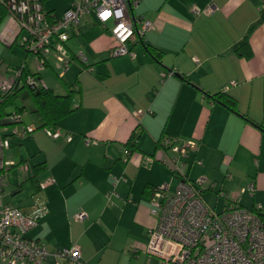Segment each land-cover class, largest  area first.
Returning a JSON list of instances; mask_svg holds the SVG:
<instances>
[{"label":"crops","instance_id":"0c3cea01","mask_svg":"<svg viewBox=\"0 0 264 264\" xmlns=\"http://www.w3.org/2000/svg\"><path fill=\"white\" fill-rule=\"evenodd\" d=\"M3 1L0 79L21 64L35 73L34 57L18 43ZM129 1H137L133 16L151 25L128 45L134 58H113L112 36L93 17L84 16L71 29L66 45L70 53L83 52L92 69L73 62L60 73V81L51 73L42 74L60 70L52 62L38 74L54 94H63L65 85L75 91L74 109L58 122L61 137L52 139L39 118L37 124L25 117L26 106L16 100L20 93L13 99L24 107V124L35 130L12 139L5 150L8 161L27 164L30 173L19 178L16 167L5 172L3 184L9 185V200L16 204L3 203L27 212L37 183L47 177L55 180L41 193L47 213L27 232L48 248L42 264H54L53 253L72 244L87 264H134L142 254L147 256V230L155 223L151 190L165 184L172 193L179 181L170 164L160 161L167 138L196 142L183 173L193 181L204 177L201 194L213 189L225 193L226 207L241 191L243 207L264 206V21L259 17L264 0ZM41 2L47 13L59 17L72 0ZM208 5L214 7L208 14L192 10ZM243 40L249 44V57L235 51ZM169 71L173 73L162 76ZM225 86L234 111L211 98ZM137 110L142 112L139 117L134 115ZM148 156L153 157L151 163L145 162ZM197 167L205 169L204 176L193 174ZM26 184L31 186L29 198L23 197ZM78 213L85 215L82 220L74 218Z\"/></svg>","mask_w":264,"mask_h":264},{"label":"built area","instance_id":"2783aa9c","mask_svg":"<svg viewBox=\"0 0 264 264\" xmlns=\"http://www.w3.org/2000/svg\"><path fill=\"white\" fill-rule=\"evenodd\" d=\"M7 16L16 28L20 46L35 60V73H29L24 64L8 70L0 79V104L15 89L21 86L31 89L45 88L39 77L53 62L62 69L78 61L83 70L90 71L91 65L83 52L75 54L67 49V40L71 29L78 26L84 16H91L112 36L115 44L110 47V54L135 57V52L128 47L136 35L140 36L151 27L147 21H141L132 14L137 1L129 0H72L68 8L59 17L47 13L41 0H4ZM193 12L211 13L213 5L198 8ZM141 22L139 29L136 25ZM51 61V62H50ZM52 63V64H53ZM59 72V76H61ZM172 71L162 76L172 74ZM234 84V82H232ZM228 86L223 88L227 90ZM141 111L134 112L136 117ZM12 122L11 126L3 125ZM35 130L34 125L24 124L22 113L12 111L0 119V263L1 264H42L50 254L41 241L27 237L47 213L46 200L41 196L46 185L55 180L47 177L37 183L38 189L30 210L25 212L17 207L4 204L3 180L5 172L16 167L28 176L30 168L25 163H14L5 158V150L12 139H22ZM45 135L52 139L61 137L59 127L42 128ZM70 139V134L65 133ZM89 144L90 140L85 139ZM176 142L167 138L162 143L160 161L169 163L174 176L179 178L176 188L170 193L167 185L156 187L150 195V212L155 216V223L147 230V243L144 252L148 257H156L160 264H264V206L246 208L239 204L240 193H234L226 207L214 212L202 201L201 188L204 177L194 181L185 178L183 169L185 159L196 150V142L185 140ZM128 153V150H124ZM148 156L145 162L151 163ZM201 164V161H197ZM253 193L252 184L248 186ZM243 190V189H242ZM220 195L226 196L223 193ZM84 214L78 213L75 219L82 220ZM79 247L72 244L57 249L52 256L54 264H87L81 258Z\"/></svg>","mask_w":264,"mask_h":264},{"label":"trees","instance_id":"16d2710c","mask_svg":"<svg viewBox=\"0 0 264 264\" xmlns=\"http://www.w3.org/2000/svg\"><path fill=\"white\" fill-rule=\"evenodd\" d=\"M259 17L260 20L264 21V11L260 13ZM235 51L245 57H249L251 53L249 44L246 40L237 44L235 46ZM57 77L60 81H62V76L57 75ZM23 91L27 92L29 100L32 103V109L30 112L35 113V115L39 118L41 128L58 127V122L68 115L72 109H74L72 97L74 96L75 91L70 85H65L63 94H54V91L48 87L31 89V87L21 86L10 93L0 104V119H3L6 115L10 114L12 109L15 112L21 113L24 107L15 105L13 99ZM211 98L221 102L230 110H235V103H233L234 99L227 96L224 91L214 94ZM132 139L136 142L137 134L133 135ZM128 143L126 144L128 145ZM36 188L38 189V185H36Z\"/></svg>","mask_w":264,"mask_h":264},{"label":"rangeland","instance_id":"374dc122","mask_svg":"<svg viewBox=\"0 0 264 264\" xmlns=\"http://www.w3.org/2000/svg\"><path fill=\"white\" fill-rule=\"evenodd\" d=\"M17 40H18V43H20V39H17ZM73 62H74L75 65H77L80 68V64H79L78 61H73ZM53 68L56 69V68H59V67L56 66V64L53 63ZM67 70H68V68L66 69V71ZM61 71H62V69L55 70V72L53 73V71L46 70L42 74H44V73H51L53 75V77L57 78V73H59ZM66 71H65V73H66ZM16 100H17V103L18 104H20V105L24 104L26 106V108H27V111H26L27 114H26L25 117H28L30 121L38 124V117L34 113L30 112L31 109H32V103L29 100V97L27 95V92L26 91L21 92L19 94L18 99H16ZM179 144H181V143H179ZM189 160L190 159H188V165L191 166V161L189 163ZM193 170H195L193 172L194 175L196 174L195 176H201V175L204 176L205 175V172H204L205 169H203V167H200V168L197 167L196 169H193ZM16 171H17L16 173L18 174L17 177L21 178L22 177L21 176L22 173H20L19 169H16ZM209 179H211V177H209ZM209 179H207V180H209ZM4 184H5V181H4ZM5 185H4L5 191H4V196L2 197V200H4V202L10 203V204L12 203V204L15 205L16 203L10 201L9 200V197H8L9 196V189H10L9 185H6V186ZM29 185L30 184H26V187H27L26 188V194L23 195V197H25V198H29V195L32 194V193H29V192H31L30 191L31 189L29 188L31 186H29ZM37 192L38 191L36 189V191H35V193L33 195L35 196V194ZM223 194L225 195V193H223ZM33 195H30V197H33ZM223 197L224 196L223 195H220L217 189H213L212 191L211 190H206V191H204L201 194L202 201L209 207V209H211L212 211H214L216 213L219 212V211H221V210H223L225 208V202H226L225 199L226 198H223ZM160 262H161V260L158 259V258L148 257V256H145L144 254H142L141 257L137 261H135L134 264H160Z\"/></svg>","mask_w":264,"mask_h":264}]
</instances>
